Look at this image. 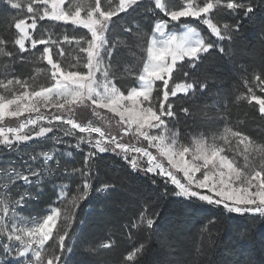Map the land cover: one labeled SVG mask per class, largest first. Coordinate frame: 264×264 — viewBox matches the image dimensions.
Segmentation results:
<instances>
[{
	"label": "snow or ice",
	"instance_id": "obj_1",
	"mask_svg": "<svg viewBox=\"0 0 264 264\" xmlns=\"http://www.w3.org/2000/svg\"><path fill=\"white\" fill-rule=\"evenodd\" d=\"M0 11L11 17L0 30V55L12 64L43 62L47 81L37 85L15 74L0 80L9 93H0V124L28 114L18 127H0V264H106L100 249H112L113 240L93 243L84 230L77 236L69 218L90 197L113 200L133 177H143L147 191L137 190L135 210L125 212L119 225L129 244L119 264H180L152 242L181 223L164 218L165 200L180 206L168 214L177 217L195 201L213 206L220 215L201 222L212 227L234 217L264 218V136L256 139L239 118L231 123L233 106L246 102L251 119L264 126V96L256 91L264 93V69L254 74L255 87L244 81L243 92L225 91V81L187 71L198 69L214 50L227 54L224 42L235 41L240 21L264 17V0H0ZM44 21L87 31L71 38L76 48L70 55L69 36L46 31ZM185 21L200 22L216 39L194 26L168 31ZM259 31L264 36V25ZM136 48L146 51L142 69L125 57ZM174 72L189 79L175 82ZM128 77L132 84L125 83ZM178 95L185 104L177 110ZM201 112L204 130L181 139L179 113L195 123ZM105 113L115 120V132L84 115ZM104 162L111 175L102 170ZM77 181V195L65 211L61 197L68 182ZM46 195L57 199L21 227L22 214ZM233 226L241 235L246 231L242 223ZM241 247L240 258L212 264H260Z\"/></svg>",
	"mask_w": 264,
	"mask_h": 264
},
{
	"label": "trees",
	"instance_id": "obj_2",
	"mask_svg": "<svg viewBox=\"0 0 264 264\" xmlns=\"http://www.w3.org/2000/svg\"><path fill=\"white\" fill-rule=\"evenodd\" d=\"M260 15L258 13L251 19L241 20V28L235 41L231 44L224 42L225 48L228 49L227 54L214 50L213 55L205 60L198 69H187L189 76L195 72L201 79L223 80L225 81V91L236 89L241 92L246 91L243 89L245 80L254 85V74L264 69V43H262L264 36L260 35L259 31L264 25V17H260ZM182 25L197 27V31H200L202 36L211 39L208 31L199 22L185 21ZM6 26V18L0 13V30ZM68 30L71 29L67 28L65 31ZM145 31L148 30L145 29ZM4 34L9 35L10 31ZM236 69L241 71H236ZM244 69H247V72H244ZM21 70L24 71V69ZM173 79L175 82H184L189 77H185L182 72H175ZM132 83L133 81L130 84ZM175 99L178 110L182 104H185V101L180 96ZM199 107L202 108L203 106ZM179 115L180 123L176 127L181 130V139L184 138L185 134L191 139L194 130L197 132L204 130L201 124L204 119L202 112L195 123L191 119L185 120L182 113ZM251 115V108L246 102L241 106H233L231 123L236 124L237 118H239L240 126L251 132L253 126L259 123L253 121ZM33 147H37V145L33 144ZM19 158L17 156V159ZM104 163L105 167L102 170L111 175L106 166L107 162ZM78 183L79 181L76 183L68 182L63 205L65 211L72 206L73 198L77 195ZM137 190L147 191L146 181L143 177H133L132 181H126V187L111 201L90 197L88 200L79 203L75 216L69 218L70 231L75 230L77 236L80 235L81 230H84L93 243L97 241L103 243L108 239L113 240L114 247L112 249H100L103 253L101 259L106 264H119L122 253L129 246L128 241L121 235L119 225L125 219V212L131 214V211L135 210ZM53 200H56V197L50 199L46 195L34 202L29 210L34 214L42 213L51 206ZM161 210L165 219L181 220L179 225L167 230L161 238L154 237L152 239L156 245V251L165 254L168 259L179 261L180 264H212V261H218L221 257L236 260L240 258L241 246H243L246 249L243 253L245 257L250 256L253 260L264 264V244H262V240H264V218L234 217L223 220L217 227H212L211 224L202 225L201 222L206 221V218L219 216L220 213L213 206L203 202L195 201L193 204L184 206L186 213L182 217L168 215L170 212L181 210L180 206L171 200L162 201ZM63 219L64 215L62 214L58 225ZM80 221L85 223L82 224ZM234 223H242L246 226V231L242 235L239 234L233 226ZM205 228L207 230H204Z\"/></svg>",
	"mask_w": 264,
	"mask_h": 264
},
{
	"label": "rangeland",
	"instance_id": "obj_3",
	"mask_svg": "<svg viewBox=\"0 0 264 264\" xmlns=\"http://www.w3.org/2000/svg\"><path fill=\"white\" fill-rule=\"evenodd\" d=\"M173 2L178 3L179 0H173ZM0 13L6 18L7 25L9 23H11V17L9 15L4 13L3 11H0ZM196 22H198V21H196ZM41 23L44 24L46 31L49 30V27H50V30L55 32L56 34L60 35L61 38H63L64 35L69 36L71 43H66L65 48L69 49L70 55L72 53H74L75 48H76L75 40H72L71 38L74 36L79 37V36L85 34L87 31L85 29L75 28L72 25H57V24H54L53 22H50V21H44ZM187 26H189V25H187ZM67 28H70L71 30L65 31ZM204 28L208 31L210 38L212 40H215L216 38L211 36L210 31L206 28V26H204ZM184 30H186L185 25L170 27V29H168V31H176V32H182ZM13 32H15V30L11 29L10 34ZM25 55H27V54H25ZM125 57H126V59L132 61V64L134 65V67L136 69H142L143 62L146 59V51H141L139 48H136L133 50H127L125 52ZM45 67H46V65L43 62L38 61V60L33 61L31 58L28 61L20 63V64H12L8 61V58L0 55V80L5 79V78H11V75L15 74L17 76H22L24 79H28L30 83L42 85V84L47 82L46 81V74L44 72ZM125 67H127V65H125ZM21 69H24V71H22ZM132 81H133L132 78L128 77V78H126L125 83L130 84ZM171 83L172 82L170 81V84ZM243 86H244L243 89H246L245 84ZM253 86L255 87V84ZM256 91H257L258 95L264 96V93H260L258 88L256 89ZM0 93H3L5 95L9 94V93H6L3 89H0ZM27 115L28 114H25V117H20V118H7L3 122V124H0V127L2 125H6L7 127L8 126H15V125H17V123L21 119H25ZM31 115L33 116L36 114L33 113ZM84 115L89 116V118L93 121L94 124H96V126H99V127L105 128V129H110L113 132L116 131L115 120L111 118L110 113H105L103 115V118H101L99 116H90V114H84ZM251 133L254 135V137L256 139L259 140L262 136H264V126H261L259 123H256L253 126ZM124 139H125V141H129V140L136 141L135 138H133V137H125ZM45 150H47V149H45ZM69 158L70 157H67V159H69ZM1 161H2V159L0 158V164H1ZM3 163H4V161H3ZM178 178H182V174H178ZM66 190H65L64 195L61 197V199H63V200H65V198H66ZM56 192H57V196H60L59 187L56 189ZM51 205H52V203H51ZM47 209L48 208H46L45 211ZM261 219H263V218H261Z\"/></svg>",
	"mask_w": 264,
	"mask_h": 264
},
{
	"label": "built area",
	"instance_id": "obj_4",
	"mask_svg": "<svg viewBox=\"0 0 264 264\" xmlns=\"http://www.w3.org/2000/svg\"><path fill=\"white\" fill-rule=\"evenodd\" d=\"M33 117H35V115H33ZM24 121V119H21L18 123H17V125H15V126H8V127H18L19 126V124L21 123V122H23ZM1 127H3V128H8L6 125H2ZM135 143H136V141H134ZM50 143V142H49ZM0 148H2V145H0ZM0 155H4L3 153H0ZM8 155H11V154H8ZM15 162V161H14ZM170 187H171V185H169ZM5 187V184L3 183V182H0V189H2V188H4ZM3 192H0V196H3ZM43 215H41V214H35V219H30V220H27V226H30V224L32 223V222H35L37 219H39L40 217H42Z\"/></svg>",
	"mask_w": 264,
	"mask_h": 264
},
{
	"label": "bare ground",
	"instance_id": "obj_5",
	"mask_svg": "<svg viewBox=\"0 0 264 264\" xmlns=\"http://www.w3.org/2000/svg\"><path fill=\"white\" fill-rule=\"evenodd\" d=\"M29 143H33V142H29ZM0 158L2 159L0 165H2L3 164V161H4V155H0ZM30 219H35V214L32 213L31 210H29V213L28 214H22L21 227H26L27 226V220H30Z\"/></svg>",
	"mask_w": 264,
	"mask_h": 264
}]
</instances>
